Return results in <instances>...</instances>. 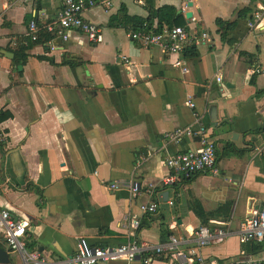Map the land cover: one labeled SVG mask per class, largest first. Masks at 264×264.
Wrapping results in <instances>:
<instances>
[{
    "label": "crops",
    "instance_id": "crops-1",
    "mask_svg": "<svg viewBox=\"0 0 264 264\" xmlns=\"http://www.w3.org/2000/svg\"><path fill=\"white\" fill-rule=\"evenodd\" d=\"M100 1L84 16L102 27L103 40L91 43L70 30L66 41L53 39L51 50L26 33L31 20L54 21L59 0H0V113L6 116L0 207L25 223L26 249L49 262L69 258L80 237L92 246L133 240L147 246L140 258L107 264L255 255L260 244L239 236L243 220L264 208V31L250 30L246 21L259 0ZM165 5L175 9L174 24L196 37L207 34L191 45L196 55L128 38L136 30L130 18L146 19ZM151 26L157 28L156 19ZM176 58L186 72L174 66ZM255 67L260 72L253 74ZM202 126L216 146L217 173L164 184L171 172L165 160L195 150L199 138L185 130ZM135 180L136 194L129 188ZM149 185L152 192L145 191ZM152 200L159 202L156 212H142L140 205ZM204 225L228 234L198 247L191 233ZM170 235L181 239L186 258L149 249ZM0 246L9 250L1 237ZM9 256L8 264H29L18 252Z\"/></svg>",
    "mask_w": 264,
    "mask_h": 264
},
{
    "label": "built area",
    "instance_id": "built-area-1",
    "mask_svg": "<svg viewBox=\"0 0 264 264\" xmlns=\"http://www.w3.org/2000/svg\"><path fill=\"white\" fill-rule=\"evenodd\" d=\"M60 8L56 18L52 22L38 24L35 20H31L27 27V37L32 41L38 40L42 31L51 35L52 38L45 43L49 45L51 50L55 49L52 44L53 39L58 36L63 41L68 39V31L76 30L83 34L91 43H100L103 40L102 27L87 19L84 12L93 8L98 0H59ZM100 3H104L103 0ZM107 3V2H106ZM247 27L250 30L264 31V0H259L256 7L252 10L247 18ZM128 38L135 44L142 47L157 46L161 50L169 54H181L187 46L197 45L206 39L207 34L202 32L200 36L191 35L185 26L181 25H162L158 30L156 27H148L146 23L136 30L127 33ZM125 59V58H124ZM129 62V60H124ZM174 66L181 68L183 72L188 70L182 59L176 58ZM259 68H252L251 73H259ZM217 81L221 80L217 76ZM189 106H193L192 102H188ZM186 134H195L199 138V146L195 150L177 153L165 160L167 168L171 171L162 181L164 184H171L176 181L177 177L189 178L200 173H217L216 167V146L210 139L206 128L199 127L196 131L189 128L185 130ZM179 131L176 130L172 136H177ZM5 133L0 129V143L5 142ZM110 188L117 185L109 184ZM140 183L131 181L129 183L130 191L134 194L140 191ZM146 192H152V186L149 185ZM172 204V201H168ZM159 208V202L152 200L142 203L140 209L144 213H154ZM138 220H133L132 225L137 226ZM25 223L15 218L11 212L0 207V237L13 252H18L24 263L31 264H107L117 261L130 262L136 258H140L147 251V246L135 240L127 241L115 246H92L86 238L80 237L77 241L76 250L64 260L47 261L39 252H29L26 249L22 238L25 234ZM228 232L222 227L204 225L196 228L191 235L198 247L205 246L212 242L223 240ZM240 240L243 242H255L257 244L264 243V208L255 211L249 217H246L240 225ZM181 239L174 235H170L168 240L157 246H150L149 249L156 253L171 254V256L180 259L186 258V254L180 250ZM191 255H196V249L191 248ZM193 258V257H192ZM199 264H264V246L256 252L255 255H245L219 261L205 262L202 258H197ZM146 259L144 260V262Z\"/></svg>",
    "mask_w": 264,
    "mask_h": 264
},
{
    "label": "trees",
    "instance_id": "trees-1",
    "mask_svg": "<svg viewBox=\"0 0 264 264\" xmlns=\"http://www.w3.org/2000/svg\"><path fill=\"white\" fill-rule=\"evenodd\" d=\"M147 2L149 5H151V0H147ZM174 14H175V9L172 6H166L165 5V6H162L160 8H157L155 10H150L149 15L146 19L130 18L129 21L132 22V25L135 27V29H137V28H140L143 23H146L148 27H151L152 19H156L157 20L156 30H158L163 24H167L169 26L180 25V24H174L172 22ZM216 24L218 25V27L221 30L222 37H224L225 31L223 30L224 29L223 22L220 19H217ZM226 25H228V26H226ZM225 26H226L225 29L226 28L229 29L232 27L231 24H225ZM52 37H53V35L45 32V31H42L38 40L33 41V42L45 43L47 40H49ZM193 48H194L193 46L187 47L184 50V53L185 54L190 53L191 55H196V52L193 51L194 50ZM253 77L251 78V82H253V80H254ZM4 118H6V116L4 114L0 113V121H2ZM197 213L200 217H202L199 212H197ZM262 246H264V243L260 244V247H262Z\"/></svg>",
    "mask_w": 264,
    "mask_h": 264
},
{
    "label": "water",
    "instance_id": "water-1",
    "mask_svg": "<svg viewBox=\"0 0 264 264\" xmlns=\"http://www.w3.org/2000/svg\"><path fill=\"white\" fill-rule=\"evenodd\" d=\"M189 5H191V2H189ZM192 14L191 12H187L186 16L190 17ZM167 195V194H164ZM11 261L9 256V250L4 249L0 246V264H8Z\"/></svg>",
    "mask_w": 264,
    "mask_h": 264
}]
</instances>
